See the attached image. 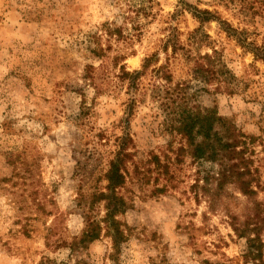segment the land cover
<instances>
[{
  "label": "rangeland",
  "instance_id": "obj_1",
  "mask_svg": "<svg viewBox=\"0 0 264 264\" xmlns=\"http://www.w3.org/2000/svg\"><path fill=\"white\" fill-rule=\"evenodd\" d=\"M0 264H264V0H0Z\"/></svg>",
  "mask_w": 264,
  "mask_h": 264
},
{
  "label": "trees",
  "instance_id": "obj_2",
  "mask_svg": "<svg viewBox=\"0 0 264 264\" xmlns=\"http://www.w3.org/2000/svg\"><path fill=\"white\" fill-rule=\"evenodd\" d=\"M106 30L108 31L110 29ZM219 121H221L220 118L217 117L215 119L214 117H212V115H200V113L195 111L194 108H183L176 116V125L174 129L186 138L188 146L192 147L193 149V156L198 159L206 158L213 160L217 155V150H222L225 153L230 154L229 159L240 157L243 152L238 150V145L235 141L236 139L232 134L229 135L228 138L230 139L222 146L220 145L222 142H220L219 137H217L213 142L212 139L217 136V131L213 129V123H219ZM197 138H200V141L197 140ZM214 143H216V145H213ZM117 161L120 160L116 159V161L110 164V168L107 173V179L108 181H110V185H108L110 194L100 193L97 197V200H106V204L104 205L106 213L103 221L106 222V224L108 223V225L111 227L112 232L114 233V239L119 234V232L112 226L113 221L111 223L110 219L113 218L114 214L117 213L119 209L118 198L115 197L114 190L121 184L122 178L121 174H119V166ZM241 161H243V159H241ZM246 174V170L237 173L236 180L238 182V185L240 186V189L245 194H252L253 191L248 187V185L250 184V179H248L247 181L244 180ZM91 224L92 223H89V225ZM107 227L108 226L106 225V228ZM83 235H85V237H83L82 240L88 241V243H90L98 236V233L97 231L92 232V230H86ZM249 254H252V252L250 251Z\"/></svg>",
  "mask_w": 264,
  "mask_h": 264
}]
</instances>
